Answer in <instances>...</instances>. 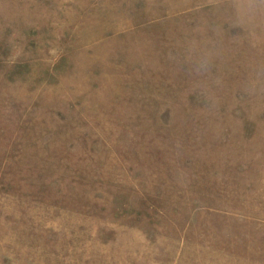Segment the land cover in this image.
I'll use <instances>...</instances> for the list:
<instances>
[{"label": "rangeland", "instance_id": "1", "mask_svg": "<svg viewBox=\"0 0 264 264\" xmlns=\"http://www.w3.org/2000/svg\"><path fill=\"white\" fill-rule=\"evenodd\" d=\"M0 264H264V29L0 0Z\"/></svg>", "mask_w": 264, "mask_h": 264}, {"label": "clouds", "instance_id": "2", "mask_svg": "<svg viewBox=\"0 0 264 264\" xmlns=\"http://www.w3.org/2000/svg\"><path fill=\"white\" fill-rule=\"evenodd\" d=\"M240 27L255 26L264 29V0H229ZM206 61H202V65Z\"/></svg>", "mask_w": 264, "mask_h": 264}]
</instances>
